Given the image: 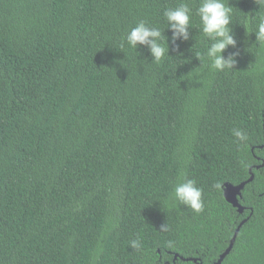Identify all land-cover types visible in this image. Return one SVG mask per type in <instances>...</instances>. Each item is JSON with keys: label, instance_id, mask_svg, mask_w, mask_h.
Wrapping results in <instances>:
<instances>
[{"label": "trees", "instance_id": "obj_1", "mask_svg": "<svg viewBox=\"0 0 264 264\" xmlns=\"http://www.w3.org/2000/svg\"><path fill=\"white\" fill-rule=\"evenodd\" d=\"M199 3L0 0V264H216L245 218L220 264H264V8L227 0L239 55L216 71ZM140 20L164 32L159 63L125 43ZM249 169L238 213L222 187ZM185 179L201 212L174 198Z\"/></svg>", "mask_w": 264, "mask_h": 264}, {"label": "clouds", "instance_id": "obj_2", "mask_svg": "<svg viewBox=\"0 0 264 264\" xmlns=\"http://www.w3.org/2000/svg\"><path fill=\"white\" fill-rule=\"evenodd\" d=\"M258 9L264 8V0H254ZM233 7H230L227 0H200L196 8V15L199 17L200 30L212 41L207 47L204 55L210 61V66L216 71L232 69L236 63L238 51L230 52L227 56L225 51L231 47L236 48L237 41L229 25L232 23ZM190 15L191 9L187 3H181L178 7L166 9L163 13L167 21V29L171 32V42L188 41L190 39ZM248 33H253L247 30ZM164 33V32H163ZM157 27H150L144 20H140L132 27L125 36V43L131 49L136 50L138 46H145L152 57V61L159 63L165 55L168 56V44L166 37ZM255 39L264 42V15L259 17L254 32ZM234 136L240 141L246 140L245 134L235 129ZM219 185H217L218 187ZM174 198L193 212H201L204 208L202 200V189L196 186L193 179H185L175 186ZM166 225L162 224L161 229ZM131 247L138 249L139 241H132Z\"/></svg>", "mask_w": 264, "mask_h": 264}, {"label": "water", "instance_id": "obj_3", "mask_svg": "<svg viewBox=\"0 0 264 264\" xmlns=\"http://www.w3.org/2000/svg\"><path fill=\"white\" fill-rule=\"evenodd\" d=\"M262 165H263V163H262ZM249 172H250V176L245 181H242V182H240L238 184H235V185L231 184V183H228V182H225L223 184V187H222L223 188V197L225 198V200L229 204H231L234 208H236L238 213H242L243 210H244V207L239 203V198L241 197V191L244 188L245 184L253 179V174L251 173V169H249ZM245 220H246V218L243 219L242 221H240V223L237 225L236 229L234 230L233 236L229 240L228 246L219 255V258H218L216 264H220L221 261L224 259V257L230 252V250H231V248L233 246V243L235 241V238H236V236L238 234V231H239L241 225L245 222ZM177 257H178V255L174 254V256H173V264H174V261H175V259ZM184 260H192L194 262L197 261L196 258H187V259H184ZM199 264H201V263L199 262Z\"/></svg>", "mask_w": 264, "mask_h": 264}, {"label": "flooded vegetation", "instance_id": "obj_4", "mask_svg": "<svg viewBox=\"0 0 264 264\" xmlns=\"http://www.w3.org/2000/svg\"><path fill=\"white\" fill-rule=\"evenodd\" d=\"M173 264V263H172Z\"/></svg>", "mask_w": 264, "mask_h": 264}]
</instances>
